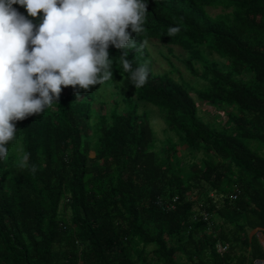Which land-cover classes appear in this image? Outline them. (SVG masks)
<instances>
[{
	"label": "trees",
	"instance_id": "16d2710c",
	"mask_svg": "<svg viewBox=\"0 0 264 264\" xmlns=\"http://www.w3.org/2000/svg\"><path fill=\"white\" fill-rule=\"evenodd\" d=\"M147 3L145 30L128 29L136 47L155 39L170 52L182 48L205 87L156 74L148 45L140 53L109 44V81L79 97L62 87L43 113L13 121L17 132L0 160V264L264 262V0ZM12 7L39 27L42 11L31 17ZM170 26L181 30L168 37ZM123 51L133 67L149 69L138 90L119 63ZM213 53L228 64L211 61ZM122 82L137 102L96 109L97 90ZM193 93L225 111L226 122L204 120ZM141 102L161 110L177 142L158 149ZM21 150L35 175L15 166ZM201 211L211 219L195 220Z\"/></svg>",
	"mask_w": 264,
	"mask_h": 264
},
{
	"label": "clouds",
	"instance_id": "9594fccd",
	"mask_svg": "<svg viewBox=\"0 0 264 264\" xmlns=\"http://www.w3.org/2000/svg\"><path fill=\"white\" fill-rule=\"evenodd\" d=\"M14 4L31 17L42 11L39 27ZM147 11V0H0V160L7 158V145L17 132L13 121L43 113L59 100L62 87L71 86L79 97V89L112 78L109 44L143 52L148 42L136 47L128 29L142 33ZM180 30L170 26L168 37ZM119 63L137 90L145 86L146 64L133 67L126 51ZM29 161L30 153L21 150L15 166L35 175L37 166Z\"/></svg>",
	"mask_w": 264,
	"mask_h": 264
},
{
	"label": "rangeland",
	"instance_id": "374dc122",
	"mask_svg": "<svg viewBox=\"0 0 264 264\" xmlns=\"http://www.w3.org/2000/svg\"><path fill=\"white\" fill-rule=\"evenodd\" d=\"M209 12L216 16L221 13V9H208ZM148 50L153 58L154 71L157 74L169 73L176 80H185L189 86L195 90L203 89L205 87V81L199 77L192 75L185 66L184 60L187 58V53L180 47H173V52L168 51L166 46L158 40L147 41ZM165 55V56H164ZM211 61L219 62L222 64H228V61L222 60L217 54L213 53L208 56ZM201 69V65H197ZM118 86L111 85L107 87H101L97 90V100L95 101V108L100 111V103L106 102L108 109H111L115 103V100L120 101L119 110L126 109V102L121 101L122 98L130 99L133 102L136 101V94L134 88L130 86V82L117 83ZM117 93L120 94L119 98ZM193 96L199 106V114L206 121L224 124L227 120L226 113L223 110H217L209 105L199 102L196 99L195 94ZM139 105V113L146 114L148 116L152 130L155 133L158 149H162L165 144H169L171 141L177 142L175 133L171 132L164 119L162 112L156 106L141 102ZM218 116V117H216ZM179 149H186V147H180Z\"/></svg>",
	"mask_w": 264,
	"mask_h": 264
},
{
	"label": "built area",
	"instance_id": "2783aa9c",
	"mask_svg": "<svg viewBox=\"0 0 264 264\" xmlns=\"http://www.w3.org/2000/svg\"><path fill=\"white\" fill-rule=\"evenodd\" d=\"M239 194H240V191L237 189L235 194L232 195L231 199L236 200L238 198ZM200 217L206 221H209L211 219V216L206 211H201V213L198 216H195L194 219L197 220ZM217 248H218V251L220 253H223L227 250V247L221 245L220 243H218ZM256 263L257 264H264V262H261V261H257Z\"/></svg>",
	"mask_w": 264,
	"mask_h": 264
},
{
	"label": "crops",
	"instance_id": "0c3cea01",
	"mask_svg": "<svg viewBox=\"0 0 264 264\" xmlns=\"http://www.w3.org/2000/svg\"><path fill=\"white\" fill-rule=\"evenodd\" d=\"M252 234V233H251ZM261 242H262V244L264 245V239L263 238H261ZM257 264V263H256Z\"/></svg>",
	"mask_w": 264,
	"mask_h": 264
},
{
	"label": "water",
	"instance_id": "95a60500",
	"mask_svg": "<svg viewBox=\"0 0 264 264\" xmlns=\"http://www.w3.org/2000/svg\"><path fill=\"white\" fill-rule=\"evenodd\" d=\"M255 232H253V234H254Z\"/></svg>",
	"mask_w": 264,
	"mask_h": 264
}]
</instances>
